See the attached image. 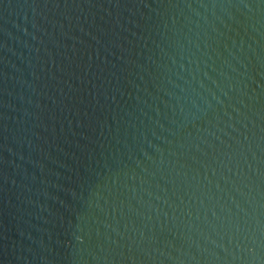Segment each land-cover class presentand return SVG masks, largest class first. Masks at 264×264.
<instances>
[{"label": "water", "instance_id": "95a60500", "mask_svg": "<svg viewBox=\"0 0 264 264\" xmlns=\"http://www.w3.org/2000/svg\"><path fill=\"white\" fill-rule=\"evenodd\" d=\"M0 264H264V0H0Z\"/></svg>", "mask_w": 264, "mask_h": 264}]
</instances>
